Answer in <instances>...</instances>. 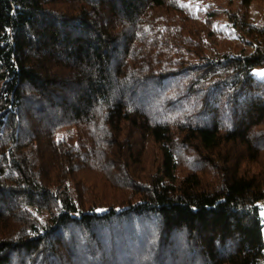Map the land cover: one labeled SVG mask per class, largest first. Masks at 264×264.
<instances>
[{
  "label": "trees",
  "instance_id": "obj_1",
  "mask_svg": "<svg viewBox=\"0 0 264 264\" xmlns=\"http://www.w3.org/2000/svg\"><path fill=\"white\" fill-rule=\"evenodd\" d=\"M197 1L0 0V264H264V0Z\"/></svg>",
  "mask_w": 264,
  "mask_h": 264
},
{
  "label": "rangeland",
  "instance_id": "obj_2",
  "mask_svg": "<svg viewBox=\"0 0 264 264\" xmlns=\"http://www.w3.org/2000/svg\"><path fill=\"white\" fill-rule=\"evenodd\" d=\"M183 2L188 7L193 8L195 11H199V12H205V10L207 8L206 6H203L197 0H183ZM208 6H209V4H208ZM251 8H252L253 16H256L258 14V12L260 11V6L258 4H256V3H254L251 6ZM218 29L221 32H223L226 36H228L230 40H236V35L234 33H232L231 29L227 26V23H226V21L224 19H222L219 22ZM65 132H66L65 130H62L58 134L62 135ZM259 207H260V210H261V216L263 218V240H264V200H262L259 203ZM176 247L174 248V251H173L172 255L173 256H175V255L178 256L177 261L170 262L171 260H167L166 261L167 264H189V261L190 262L193 261V259H194L193 256L186 254L187 249L184 247L183 243L182 244H178ZM117 251L119 252L120 250L117 249ZM114 252H115V250H114ZM137 254L143 255L142 252H140V251H137ZM151 257L152 258L150 260H147L144 256H141L140 258L137 259V261H134V264H160V263H158V260H156L157 257H155L154 255H152ZM105 258L107 259V262H106ZM105 258H104V260H105L106 264H130V262H128V261H130L129 258H127V259L125 258V260H122V261H119L118 259H112V257L107 258L105 256ZM134 260H136V259H134ZM195 264H197V263H195Z\"/></svg>",
  "mask_w": 264,
  "mask_h": 264
}]
</instances>
